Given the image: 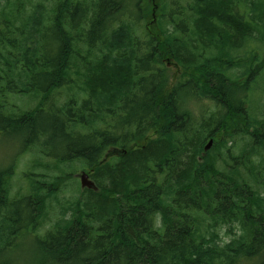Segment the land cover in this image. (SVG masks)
<instances>
[{
  "label": "trees",
  "instance_id": "obj_1",
  "mask_svg": "<svg viewBox=\"0 0 264 264\" xmlns=\"http://www.w3.org/2000/svg\"><path fill=\"white\" fill-rule=\"evenodd\" d=\"M160 1L0 6V133L98 188L22 260L48 194L24 222L0 169V264H264V0Z\"/></svg>",
  "mask_w": 264,
  "mask_h": 264
},
{
  "label": "rangeland",
  "instance_id": "obj_2",
  "mask_svg": "<svg viewBox=\"0 0 264 264\" xmlns=\"http://www.w3.org/2000/svg\"><path fill=\"white\" fill-rule=\"evenodd\" d=\"M7 1L14 3L16 0H0V6L4 5ZM20 1L23 2L25 6L24 8H27L28 10H32L40 3L43 4L48 10V16L52 15L55 7L60 2V0ZM81 1L90 3L94 0ZM145 1L147 2L149 11H151L153 17L148 24V28H152L159 22L158 11H160L161 8V1L159 4H156L157 0ZM168 67L171 74V81H173L176 68L172 64H169ZM65 98L66 97H64V100ZM14 102L18 105L20 108L19 110L21 111H25L37 105V100L31 96L20 97L17 100L15 99ZM14 135V132L6 134L0 133V169L9 168L12 170L10 195L13 199H21V197L25 198L29 196H34L35 198L31 208L27 206H19L13 209L10 214L15 215V217H18L21 220H25L24 222H26L28 211L25 213L23 208L29 209V212H35L38 211L41 203L40 198L38 197L39 195L35 196L38 194L36 193L37 191H35V187L38 186L42 188L45 190L42 191L43 194H48L46 208L43 207V211H41V213L40 211L38 212L39 217L36 218V220L40 221L36 224V227L33 228V231L30 234H27L29 238L24 240L18 239L14 242V244L17 243L21 246V250L16 258H22V260L27 258L29 260L36 252L33 247L34 244L32 239L37 236H43L56 223L64 222L66 221L64 219L71 217L70 215L72 212L69 210L74 209L75 205L79 201H82L81 195L82 192H84L81 188L82 172H88L92 177L93 171L80 161L74 163H60L59 160L54 157H48V152H52L53 156H56L57 154L60 156L64 155L63 150L58 147L59 145L57 143L59 141H52L53 145L49 146L43 143L38 147L27 148L24 147L27 144V140L16 138ZM91 181L94 182L92 178ZM65 211L66 214L64 213ZM23 213L25 215H23ZM27 235L23 234V237ZM220 237L225 242L231 239V236L228 235V228L223 229L220 232Z\"/></svg>",
  "mask_w": 264,
  "mask_h": 264
},
{
  "label": "water",
  "instance_id": "obj_3",
  "mask_svg": "<svg viewBox=\"0 0 264 264\" xmlns=\"http://www.w3.org/2000/svg\"><path fill=\"white\" fill-rule=\"evenodd\" d=\"M212 144H213V141H210L206 150L210 146H212ZM81 187L83 190L84 189H89V190H94V191L98 190V188L96 187V184L93 181H91L89 174H87V173H82V175H81Z\"/></svg>",
  "mask_w": 264,
  "mask_h": 264
},
{
  "label": "bare ground",
  "instance_id": "obj_4",
  "mask_svg": "<svg viewBox=\"0 0 264 264\" xmlns=\"http://www.w3.org/2000/svg\"><path fill=\"white\" fill-rule=\"evenodd\" d=\"M210 141H213V140H210ZM210 141H209V142H210ZM212 145H213V144H212ZM207 146H208V145H207ZM207 146L205 147V152H208V151L211 149V147H212V146H210V147L206 150ZM96 192H98V190H97Z\"/></svg>",
  "mask_w": 264,
  "mask_h": 264
}]
</instances>
